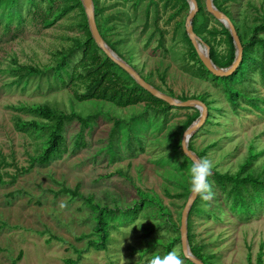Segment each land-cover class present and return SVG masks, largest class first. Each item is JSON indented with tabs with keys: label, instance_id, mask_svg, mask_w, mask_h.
<instances>
[{
	"label": "rangeland",
	"instance_id": "1",
	"mask_svg": "<svg viewBox=\"0 0 264 264\" xmlns=\"http://www.w3.org/2000/svg\"><path fill=\"white\" fill-rule=\"evenodd\" d=\"M202 1L211 15L209 28L219 27L222 22L208 12L206 0ZM73 2L54 0L50 11L49 0H37L36 6L24 7L22 22L17 20L8 26L0 20V264H72L68 260L78 261L74 264H151L153 258L142 256L139 249L155 242H139L140 232L132 224L113 231L107 249L91 247L89 242L97 238L92 211L83 198L65 190L79 188L84 196L92 195L102 205L113 207L116 203L132 205L139 198L140 188L169 208L173 224L181 225L192 165L165 145L183 140V123L197 108L177 107L165 119H148L144 115L147 108L163 104L142 94L126 75L115 73L103 53L94 48L98 44L93 35L86 55L79 52L74 57L68 85L51 88L36 78L26 88L10 87L15 79L8 72L11 67L56 64L60 51L73 47L77 40L88 41L92 32L90 25H85L89 20L84 5V9L77 6L55 20V11ZM99 3L103 16L109 17L107 39L115 49L107 44L148 82L177 99L204 94L209 100L215 99L212 123H205L191 138L196 154L207 150L199 158L213 164L209 177L212 195L199 201V210L191 218L193 246L212 264H264V255L259 258L264 252V207L249 219L240 220L213 181L214 170H238L251 151L256 154L254 166L264 164V111L250 107L235 114L222 92L198 76V65L189 55L184 34L190 10L180 11L179 5H167L166 0ZM224 5L242 34L251 36L258 16L264 14V0H235ZM224 49L221 47V51ZM86 64L96 69L90 76L84 70ZM254 78L255 95L264 99L262 77L257 73ZM98 80L102 83L94 94L84 97ZM20 103H51L70 116L76 113L88 120L90 125L80 146H76V140L82 122L75 117L66 123L62 155L48 165H35L23 172L41 141L16 130L17 112L8 106ZM261 105L264 107V103ZM19 114L25 119L33 117ZM130 135L145 138V151L135 157L128 156L125 149ZM113 137L124 158L112 162L106 149ZM215 142L218 145L210 147ZM121 170L129 177L118 174ZM145 205L143 209L156 211L154 205ZM137 224L144 227L148 223L140 218ZM164 227L162 224L154 234L169 237L166 242L177 236ZM172 251L187 264L182 243Z\"/></svg>",
	"mask_w": 264,
	"mask_h": 264
},
{
	"label": "trees",
	"instance_id": "2",
	"mask_svg": "<svg viewBox=\"0 0 264 264\" xmlns=\"http://www.w3.org/2000/svg\"><path fill=\"white\" fill-rule=\"evenodd\" d=\"M73 1L74 2L71 5L64 4L57 11H55V20L62 18L71 9L77 6H81L84 9L82 0ZM93 1L95 5L96 20L100 32L105 41L113 49H115L114 44L109 42L107 39V30L110 28V26L107 25L109 17L107 18L103 16L99 0ZM197 1L199 4V11L193 21L194 30L202 38V40L210 46V56L214 63L219 67L229 68L233 65L237 58V48L234 38L232 37L229 28L223 23H219V27L215 26L209 28L211 15L207 14L203 1ZM232 1L235 0H214V3L221 11L231 18L242 40L244 47L243 61L237 70L232 75L226 77H217L212 74L199 58L187 31H185V39L189 45V55L198 65V76L203 80L210 81L215 88L222 92L223 97L226 98L235 114H240L242 111L250 110V107L264 111V107L261 105V103H264V99L255 95L256 79L254 78L255 74L258 73L264 82V14L258 16V21L252 28L251 36H246L242 34L240 26L231 11L224 5L225 3ZM172 2L174 6H180V11L190 10L188 0H166L167 5ZM53 3L54 0H49V4L51 6L50 11L53 9ZM36 5L37 0H0V20L6 21L8 26L17 20L22 22L24 7H34ZM85 25L87 27L89 26L88 23ZM89 42H93L91 33L89 34L87 42L81 43L77 40L73 47L63 49L58 53V55L56 54V64L53 63L52 65H48L46 67H41L39 65H18L11 67L8 72L14 76L15 79L10 83V87L13 85H24L26 88L36 78H39L40 82H46L51 88L59 85H68V79H71L72 77L71 65L74 57L79 52L86 55V50L90 44ZM91 46L89 47L90 49ZM221 47L225 48L224 51H221ZM94 48L103 53L104 61L109 63L111 67L115 68V73L118 71L120 75H126L133 81V86H135V88L142 94H145L149 98L163 104V106L159 107H148L144 112V115L147 116L148 119L150 117H162L165 119L170 110L177 108L153 96L150 92L140 86L123 68L110 59L98 45L95 44ZM95 49L92 51H95ZM14 62L17 63V61ZM83 67L89 76L96 70L87 64ZM101 83L102 80H98L97 83L88 90L84 97L94 94V91ZM171 96L175 97L174 94H171ZM179 99L183 101L189 100L186 96L180 97ZM192 99H199L208 106L209 113L206 125L212 123V110L216 109L213 105L215 99L209 100L207 94L193 97ZM8 108L17 112L14 123L16 130L29 134L41 141L40 147L37 149V154L31 157L30 166L23 168V172H27L35 165H48L62 155V151L66 143L65 126L68 121L73 120L75 117L81 119L82 129L76 140V146L78 147L80 146V141L85 135L87 126L90 125L88 120L83 119L78 114L74 113L70 116L65 113L64 110L57 107V105H53L51 103H20L17 105H9ZM19 113L29 114L33 117L31 119H25ZM199 117L200 111L199 109H196L195 113L189 115L188 119L183 123L181 134L183 135V133H185V131L195 121H197ZM119 124L120 122H117L116 126ZM113 134L115 135L116 131ZM114 137L108 142L106 149L112 162L124 158L119 150L118 142ZM144 140L145 138L142 136L130 135L125 144L128 156L135 157L138 153L144 152ZM217 145L218 143L215 142L212 143L210 147H216ZM189 147L191 150L196 151L192 140L189 143ZM165 148L168 151H173L181 156L182 161L185 163L189 162L191 165L193 164V161L183 152L181 138L176 141L168 142L165 145ZM206 153L207 150L197 152L200 158L204 157ZM255 155L256 154L251 151L250 156L239 166V169L234 172H223L219 170H214L213 172V181L221 193L226 197L227 202H229L232 213L238 215L240 220L243 221L259 213L264 207V164L261 166H254L253 159L255 158ZM118 174L126 178L129 177V175L122 170L119 171ZM0 182H3L1 175ZM65 191L74 197L83 198L86 205L91 209V219H93L96 224L95 235L97 238L91 240L89 244L95 249H107L109 243H111V233L119 229V227L129 226L130 224L133 225L132 227L135 231L140 232L139 242L141 239L155 242V244L148 243L149 246L146 244L143 248L139 249L142 256H150L152 258L155 256L162 257L167 255L169 252H172V249L176 246V244L182 243L180 231L181 225L172 223L170 220L171 211L169 208L165 207L159 199L145 193L140 188L137 189V195L139 198L134 200L132 205L129 204L121 206L120 203H116L113 207H110L109 205H102L100 202L96 201L92 195L84 196L80 193L79 188L76 190L66 189ZM187 193L189 197L192 193L191 188H188ZM202 199L203 198L201 196H198L190 211L188 223L189 243L191 244V250L196 257L201 259L206 264H212L208 260V257L203 255L202 252L192 244L191 218L194 213L199 210L198 203ZM146 203L154 205L156 211L152 213L143 209L144 207H147L145 205ZM140 218H144L148 224H145L144 227L138 225L137 222ZM162 224L165 226L164 228H170L165 229L166 231H174L177 233V236L166 242V239L169 237L167 238L164 237L165 235L154 234V232L161 229ZM150 235H152V237H149ZM183 255L184 254H182V256ZM263 255L264 252H261L259 257L260 260H262ZM21 258L22 253L19 256V260ZM183 258L185 260L187 259V264H194L191 260L186 258L185 255ZM77 262L78 261L75 260H68V263L72 264Z\"/></svg>",
	"mask_w": 264,
	"mask_h": 264
},
{
	"label": "water",
	"instance_id": "3",
	"mask_svg": "<svg viewBox=\"0 0 264 264\" xmlns=\"http://www.w3.org/2000/svg\"><path fill=\"white\" fill-rule=\"evenodd\" d=\"M190 4V11L186 21V31L189 38L191 39L198 55L206 68L217 77H226L232 75L243 61L244 47L242 40L239 36L237 28L231 18L221 11L214 3V0H206V7L209 13H211L215 18L221 21L225 26H227L231 32L232 37L237 48V58L233 65L229 68H222L217 66L210 56V46L206 44L202 38L195 32L193 21L199 11V4L197 0H188ZM85 7L86 14L88 16L89 25L93 38L99 47L112 59L117 65L123 68L140 86L150 92L153 96L165 101L171 106L175 107H195L200 111V117L195 121L184 133L182 140L183 152L194 162L200 160L199 156L190 149L189 143L193 135L206 123L208 118V106L199 99H189L186 101L179 100L169 94L162 92L160 89L148 82L132 65L120 58L114 50H112L104 37L102 36L100 29L97 24L95 5L93 0H82ZM205 46V48L203 47ZM199 195H191L186 203L184 211L182 213L181 219V241L182 249L186 258L191 260L194 264H206L201 259L196 257L190 247L189 234H188V223L190 211L196 202Z\"/></svg>",
	"mask_w": 264,
	"mask_h": 264
},
{
	"label": "clouds",
	"instance_id": "4",
	"mask_svg": "<svg viewBox=\"0 0 264 264\" xmlns=\"http://www.w3.org/2000/svg\"><path fill=\"white\" fill-rule=\"evenodd\" d=\"M212 161L204 158L194 161L190 168V187L193 195H199L203 199H209L212 195L209 177L212 173ZM151 264H183L180 256L175 252H169L164 256H155Z\"/></svg>",
	"mask_w": 264,
	"mask_h": 264
}]
</instances>
